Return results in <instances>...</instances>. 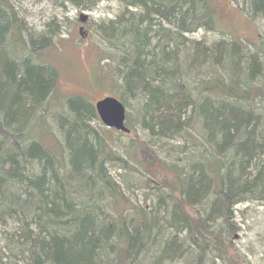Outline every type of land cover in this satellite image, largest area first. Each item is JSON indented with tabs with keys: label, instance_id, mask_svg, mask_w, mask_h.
<instances>
[{
	"label": "trees",
	"instance_id": "obj_1",
	"mask_svg": "<svg viewBox=\"0 0 264 264\" xmlns=\"http://www.w3.org/2000/svg\"><path fill=\"white\" fill-rule=\"evenodd\" d=\"M101 1L123 9L97 27L111 71L102 79L125 108L139 99L149 138L130 130L123 156L94 127L91 102H50L59 75L38 59L56 23L25 39L18 12L0 0V227L11 232L0 229V264H231L235 207L264 202V51L185 38L216 29L220 0L60 3ZM247 14L264 21V0H249ZM112 167L139 178L122 187Z\"/></svg>",
	"mask_w": 264,
	"mask_h": 264
},
{
	"label": "rangeland",
	"instance_id": "obj_2",
	"mask_svg": "<svg viewBox=\"0 0 264 264\" xmlns=\"http://www.w3.org/2000/svg\"><path fill=\"white\" fill-rule=\"evenodd\" d=\"M60 1L9 0L18 12L25 35L32 33L37 36L45 31L46 25L51 21H54L57 25L55 32L57 38H53L52 47L38 59L39 63L55 68L59 75L56 101L53 100L52 104L55 103L60 106L63 99L68 97H80L92 104L106 96L116 97L111 94L112 90L110 89L116 87V84L102 79L109 71L105 67L106 61L100 59L102 53L107 52V45L97 34V27L121 13L122 6L116 1H101L90 10H83V8H75L66 2L62 5ZM220 1L223 5V13L218 19L216 29L213 31L200 30L195 34L186 35L185 38L190 42H203L204 45H211L221 40L226 42L231 39L249 40L251 43H256L255 46L261 45L260 48L264 51V21L259 17L250 20L247 16L249 0ZM81 18H85L83 22H80ZM153 38L152 45L157 40L155 36ZM250 50L251 52L255 51L253 46L250 47ZM98 78L101 79L98 80ZM118 83L120 82L118 81ZM195 85L191 82L193 93ZM139 105V99L134 98L129 106L125 108L127 115L125 126L135 132L139 139L147 141L149 138L140 128L137 120ZM53 108L54 106L51 107L49 117H46L45 121L50 120L51 112H55ZM36 115H43V112L37 111L34 116ZM34 116L30 117L31 120ZM94 127L101 135L105 136L115 153L123 156L124 151L128 150L129 138L127 135L117 133L112 129H105L98 121L94 123ZM45 139L49 141L48 138ZM169 142L174 146L183 144L182 140L179 139ZM160 154L163 157L166 156L165 152ZM179 157L182 159L183 154H180ZM113 168H110L112 169L111 173L122 187L123 180L139 178V175L134 171L114 172ZM114 173L119 176L116 177ZM127 195L130 198L133 197L129 193ZM135 195L138 201L142 202L144 198L142 191H136ZM234 217L236 232L232 236L230 235L233 248L228 250L226 262L232 261L233 264H264V202H249L238 205L235 207ZM1 228H5V231L8 232H4L5 235L11 233L5 226H1ZM181 237L182 239L185 238L184 235ZM195 252L196 255L199 253L198 250H195ZM203 255V260L206 258L207 263L210 259L215 258L214 253L208 249L204 251ZM176 264H184V261L180 260Z\"/></svg>",
	"mask_w": 264,
	"mask_h": 264
},
{
	"label": "water",
	"instance_id": "obj_3",
	"mask_svg": "<svg viewBox=\"0 0 264 264\" xmlns=\"http://www.w3.org/2000/svg\"><path fill=\"white\" fill-rule=\"evenodd\" d=\"M85 18H81L83 22ZM94 110L100 123L109 129L128 134L125 126V108L122 103L112 97H106L94 104Z\"/></svg>",
	"mask_w": 264,
	"mask_h": 264
},
{
	"label": "bare ground",
	"instance_id": "obj_4",
	"mask_svg": "<svg viewBox=\"0 0 264 264\" xmlns=\"http://www.w3.org/2000/svg\"><path fill=\"white\" fill-rule=\"evenodd\" d=\"M188 36V35H187ZM24 38L25 39H28L29 38V35L28 34H26L25 36H24ZM189 41V40H188ZM190 42V41H189ZM6 49V48H5ZM6 52H7V55H8V50H6ZM53 100H55L56 101V93L54 92L53 94H52V96H51V99H50V102H53ZM129 171V170H128ZM133 171V170H132ZM117 184H119V183H117ZM120 185V184H119Z\"/></svg>",
	"mask_w": 264,
	"mask_h": 264
}]
</instances>
